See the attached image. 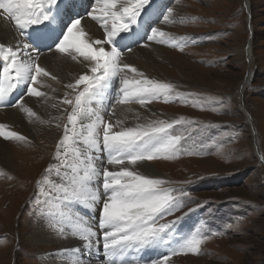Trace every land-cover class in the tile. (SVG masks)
I'll use <instances>...</instances> for the list:
<instances>
[{"label":"snow or ice","instance_id":"6c2138e0","mask_svg":"<svg viewBox=\"0 0 264 264\" xmlns=\"http://www.w3.org/2000/svg\"><path fill=\"white\" fill-rule=\"evenodd\" d=\"M172 2L169 0V4ZM169 4L161 6L159 0H0V107L17 108L30 123L54 120L60 133L55 163L36 181L35 206L54 235L76 241L50 254L60 264H85V260L93 264L94 254H101L100 264H169L177 255H199L206 240L220 235L196 230L177 240L178 246L159 259H131L144 250L171 245V234L182 217L162 221L180 211L182 198L188 195L170 187L163 178L138 171L136 166L157 159L204 155L186 146L201 130L194 120L136 113L135 119L140 122L129 126L126 116H117L118 106L138 104L147 110L154 101L196 100V94H182L174 83L150 78L125 62L124 50L131 51L132 45L141 42L143 47L154 42L183 50V44L154 26L161 17L165 24L175 22V10ZM86 19L92 22L91 27L87 23L82 26ZM93 29L101 30L102 36L94 39ZM43 49L53 58L59 54V59L74 62L83 70L62 85L60 97L56 95L59 89L45 79L50 77L61 84L43 66L48 59ZM129 72L135 75L129 78ZM250 72L238 88L254 89ZM21 87L23 94L11 101ZM256 90L264 91V86ZM25 96L36 98L56 115L49 114L45 121L27 104ZM204 99L213 102L212 111L221 110L226 103L223 97ZM192 106L201 110L208 107L204 102ZM0 138L30 142L6 123H0ZM258 159L264 164V156ZM0 176L12 178L2 169ZM79 207L89 209L95 219L90 222Z\"/></svg>","mask_w":264,"mask_h":264},{"label":"rangeland","instance_id":"374dc122","mask_svg":"<svg viewBox=\"0 0 264 264\" xmlns=\"http://www.w3.org/2000/svg\"><path fill=\"white\" fill-rule=\"evenodd\" d=\"M171 7L175 22H162L159 27L184 47L181 52L179 47L159 45L173 50L180 64L177 70L169 58L165 61L170 64L167 82L177 85L182 94H196V100L153 102L151 107L157 117L166 113L196 121L201 130L186 146L204 155L150 161L170 187L188 193L181 210L162 222L182 217L171 234L173 248L177 240L196 230L220 235L206 240L199 255H177L169 263L264 264V164L258 159L264 156V91L256 90L264 86V0H179ZM249 70L254 89L238 88ZM208 96L223 97L224 107L212 111L213 102L204 99ZM194 102L208 107L201 110L192 106ZM4 141H12L10 147L16 148L27 143ZM56 142L36 135L29 145L33 147L30 168L20 169L18 162L5 171L12 179L0 176V264L60 262L50 251L68 244L70 238L54 235L35 211L36 181L52 163ZM21 175H26L25 181ZM35 227L48 234L47 240L33 238ZM142 253L144 261L159 259Z\"/></svg>","mask_w":264,"mask_h":264},{"label":"bare ground","instance_id":"6f19581e","mask_svg":"<svg viewBox=\"0 0 264 264\" xmlns=\"http://www.w3.org/2000/svg\"><path fill=\"white\" fill-rule=\"evenodd\" d=\"M86 23L89 27L92 26V22L90 20L82 21V26H84ZM91 34L93 35L94 39H98L102 36V31L97 30V29H93V32ZM171 52H173V50L164 48L162 46H159V44H155L154 42H151V44H149L148 47H135L131 51L125 52L124 57H125V62H127L131 66L136 67L138 69V71L144 72L148 77L160 79L162 81L167 82L168 80H170L168 75L165 74V72H168V70H167L168 65H170V64L173 65L174 69H177V70L179 69V66H180V64H178L177 61L175 60L176 56L173 57ZM181 52H183V51H181ZM45 55L48 57V59L45 60L43 66L46 67V69L50 72L51 75H55L56 77H58V79L61 81V84L58 85V84H56L55 81H51L50 77L45 78V79L49 83L52 84L53 88L59 89V91H57L56 95H57V97H60L63 94L62 85L67 83V82L72 81L73 78L75 76H77L80 72H82L83 70L80 69V67L77 64H75L74 62L63 61V60L59 59L58 58L59 54H57L56 58H53L51 56V53H49V52L45 53ZM168 58L170 59L171 63L167 65L165 63V61L168 60ZM42 59H43V57H42ZM128 75H129V78H132L135 74L129 72ZM250 77H251V75H250ZM40 90L41 91H49L50 94H52L49 89L41 88ZM25 100H26L27 104L29 106H32L34 108V110H36L38 112V114H40L45 121L49 120V118H50L49 114L56 115V113L53 110H51V109L46 110L42 105L38 104L36 102V98H34V97H26ZM152 104H155V103H151L148 106L147 110L141 108V106L138 104H133L130 106H118L116 109L117 116L121 117V118L126 116L127 117V123L129 124V126H131L135 123L140 122V121H137L135 119L136 113H140L142 116H151V113L157 112L155 109H153L151 107ZM129 108L131 109V111L128 110ZM160 115L161 116H159L157 118H168V119L173 118V116L171 114L160 113ZM113 119H115V118H113ZM0 123H6L12 130L18 131L19 133L23 134L24 136H26L28 138V141H30V142L25 143V146H21V147L16 148V147H10V142H12V141L6 142L2 138H0V169H2L3 171H6V169L8 170V168L13 169L14 168L13 164L16 165V164H18V162H19V165L21 167L20 169L28 170L30 168V165H31L30 152L32 151V148H33L32 146H29V145H31L30 143H32L34 141L36 135L43 138V140L46 139V141L49 140V142L51 140V142H52V141H56V139H58L59 134H60L58 132V130L55 128V121L54 120L51 123H44V124H41L38 122L37 123H30V122H28L25 114H23L21 111H19L15 107H8V108H4V109L0 110ZM137 170L142 172V173L149 174V175L156 177V178H162V175L160 174V172L156 168V166L153 165L151 162H148V161H145V162L138 164ZM21 176H22V179L25 181L26 175L25 176L21 175ZM27 176H29V174ZM2 178H4V177H2ZM11 181L13 182V180H11ZM40 228H41V226H40ZM31 231L33 232L32 235H33V238L35 240L36 239L37 240H43V239L47 240L46 239L47 233L45 234V233L40 232L39 228L38 229L36 228L35 230L32 229ZM49 234H51V233L49 232ZM54 240L55 239H53V241ZM30 241H32V240L30 239ZM75 243L76 242L74 240L68 239V244L64 245L63 243H61L62 244L61 248L71 247ZM156 250H157V252H160L163 250V248H158ZM91 260L93 261V264H97V259L95 257H91ZM47 262L50 264H60L59 261L57 263H55V262H52L51 260H47ZM85 264H88L87 260H85ZM98 264H100V263H98Z\"/></svg>","mask_w":264,"mask_h":264}]
</instances>
